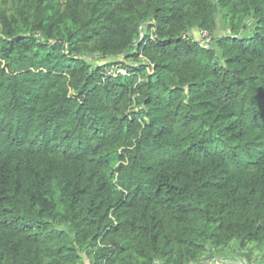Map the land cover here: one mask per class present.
<instances>
[{
	"label": "trees",
	"instance_id": "16d2710c",
	"mask_svg": "<svg viewBox=\"0 0 264 264\" xmlns=\"http://www.w3.org/2000/svg\"><path fill=\"white\" fill-rule=\"evenodd\" d=\"M21 1L28 34L0 6V264L264 242V0ZM220 13L233 33L187 35ZM130 50L147 61L127 74L87 59Z\"/></svg>",
	"mask_w": 264,
	"mask_h": 264
},
{
	"label": "rangeland",
	"instance_id": "374dc122",
	"mask_svg": "<svg viewBox=\"0 0 264 264\" xmlns=\"http://www.w3.org/2000/svg\"><path fill=\"white\" fill-rule=\"evenodd\" d=\"M64 1V0H61ZM21 0H0V6L4 7L8 15L15 14L20 18V23L17 26V33L19 34H28L30 32L29 28L24 24L22 16L19 15L18 8L21 6ZM243 27L239 29L238 36H250L255 28V21L252 16H248L243 22ZM196 35L198 29L192 30ZM233 33L230 20L225 17V13L219 14L218 19V29L214 34L213 39L220 38L224 35ZM0 34H4L2 25L0 24ZM141 40V38H140ZM216 42L213 40V45ZM135 50H130L128 53H125L119 57H107L103 58L101 56L88 57V61L93 65H101L110 63L105 71L108 74L115 73H129V70L122 67L121 62H125L130 65L132 68L142 67L144 62L147 61L141 55L138 58L134 56ZM148 72L152 73V68L146 67ZM142 74H140L141 78ZM133 261H136V257L133 258ZM264 264V242H250L244 248L240 247L239 243L233 242L228 247H224L218 250H209L206 254L200 256L193 264ZM83 264H90L89 259L86 256H83ZM161 264V263H158Z\"/></svg>",
	"mask_w": 264,
	"mask_h": 264
},
{
	"label": "built area",
	"instance_id": "2783aa9c",
	"mask_svg": "<svg viewBox=\"0 0 264 264\" xmlns=\"http://www.w3.org/2000/svg\"><path fill=\"white\" fill-rule=\"evenodd\" d=\"M190 38H192L195 42L199 43L200 45L204 46V47H211L213 44V38L214 35H211L208 31L206 30H202V29H198V33L195 35L193 33V31H190L187 34ZM224 264H228L223 262Z\"/></svg>",
	"mask_w": 264,
	"mask_h": 264
}]
</instances>
